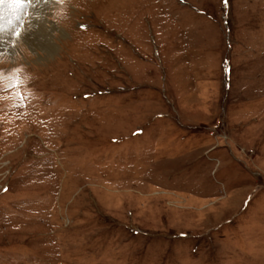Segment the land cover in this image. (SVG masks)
<instances>
[{"label": "rangeland", "instance_id": "obj_1", "mask_svg": "<svg viewBox=\"0 0 264 264\" xmlns=\"http://www.w3.org/2000/svg\"><path fill=\"white\" fill-rule=\"evenodd\" d=\"M0 7V264H264V0Z\"/></svg>", "mask_w": 264, "mask_h": 264}, {"label": "bare ground", "instance_id": "obj_2", "mask_svg": "<svg viewBox=\"0 0 264 264\" xmlns=\"http://www.w3.org/2000/svg\"><path fill=\"white\" fill-rule=\"evenodd\" d=\"M13 2V0H5V2L3 3V4H0V6H2V5H4V4H8V3H10V2ZM1 8V7H0ZM3 11V14H4V16H5V21H4V19H3V21L2 20H0V22H1V25L4 27V30L5 29H9L10 28V26L11 25H13V23L14 22H16V20L19 18L18 16H19V14H18V12L16 11V8H14L13 10H8V9H3L2 10ZM1 12V11H0ZM32 13V12H31ZM34 14V13H33ZM32 14V15H33ZM44 14V13H43ZM42 14V12L40 13H38V14H34V16H32V18L30 19V22L31 23H35L37 26H36V28L40 31H42L43 29L42 28H45V27H47V25H46V23H49V21L46 19V17H44V15ZM43 15V16H42ZM4 24V25H3ZM15 24V23H14ZM49 28V27H48ZM45 31V30H44ZM8 32V31H7ZM49 32V31H48ZM41 33V32H40ZM39 33V34H40ZM44 33V32H43ZM47 34H49V33H47ZM5 34H3V33H0V36H4ZM46 35V34H45ZM6 36V35H5ZM40 36V35H39ZM39 36H38V38H39ZM44 37V36H43ZM31 38V37H30ZM1 40V39H0ZM10 40V39H9ZM36 41V40H35ZM2 46L5 48V43H3L2 44ZM8 46V45H7ZM7 46H6V48H7ZM54 47V46H53Z\"/></svg>", "mask_w": 264, "mask_h": 264}, {"label": "snow or ice", "instance_id": "obj_3", "mask_svg": "<svg viewBox=\"0 0 264 264\" xmlns=\"http://www.w3.org/2000/svg\"><path fill=\"white\" fill-rule=\"evenodd\" d=\"M5 2V0H0V4H3ZM14 3L19 4V5H39L41 3V0H13ZM43 2H48V0H43ZM61 2H63V0H61ZM225 3H227V0H225ZM16 36H20L21 32L16 31L14 33ZM6 79V77L3 76V73H0V80ZM23 81H21L19 78L16 79V85L22 83ZM23 98V97H21Z\"/></svg>", "mask_w": 264, "mask_h": 264}]
</instances>
